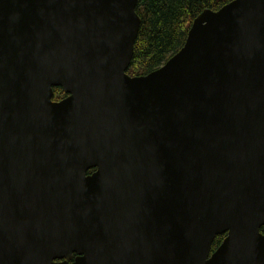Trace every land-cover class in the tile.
Instances as JSON below:
<instances>
[{
    "label": "water",
    "instance_id": "1",
    "mask_svg": "<svg viewBox=\"0 0 264 264\" xmlns=\"http://www.w3.org/2000/svg\"><path fill=\"white\" fill-rule=\"evenodd\" d=\"M136 1L0 0V264H264V0L129 76Z\"/></svg>",
    "mask_w": 264,
    "mask_h": 264
},
{
    "label": "trees",
    "instance_id": "2",
    "mask_svg": "<svg viewBox=\"0 0 264 264\" xmlns=\"http://www.w3.org/2000/svg\"><path fill=\"white\" fill-rule=\"evenodd\" d=\"M231 0H137L140 19L125 73L145 75L159 67L182 45L192 20L203 10L217 11Z\"/></svg>",
    "mask_w": 264,
    "mask_h": 264
},
{
    "label": "flooded vegetation",
    "instance_id": "3",
    "mask_svg": "<svg viewBox=\"0 0 264 264\" xmlns=\"http://www.w3.org/2000/svg\"><path fill=\"white\" fill-rule=\"evenodd\" d=\"M51 92H52V95H51V98L50 100L52 102H58L60 101L61 99L65 98L67 96L66 93H64L60 87H51ZM95 171V167H92L88 170H86V172L84 173V175H90L92 172ZM260 234L262 236H264V227H262L260 229ZM227 237V234H223V235H220V236H217L215 239H214V242L212 243L211 245V249L209 251V254H208V257L206 259V261L209 260L210 256L218 249V247L220 246L221 242ZM75 258V255H70V258L69 260L67 261V264H70L72 262V260ZM61 261H54V263H59Z\"/></svg>",
    "mask_w": 264,
    "mask_h": 264
}]
</instances>
